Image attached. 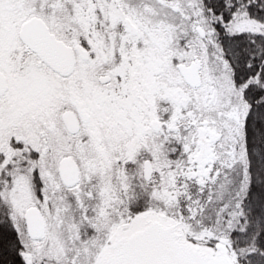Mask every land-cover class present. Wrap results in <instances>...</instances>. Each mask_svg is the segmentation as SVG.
I'll list each match as a JSON object with an SVG mask.
<instances>
[{"label": "snow or ice", "instance_id": "1", "mask_svg": "<svg viewBox=\"0 0 264 264\" xmlns=\"http://www.w3.org/2000/svg\"><path fill=\"white\" fill-rule=\"evenodd\" d=\"M0 264H264V0H0Z\"/></svg>", "mask_w": 264, "mask_h": 264}]
</instances>
